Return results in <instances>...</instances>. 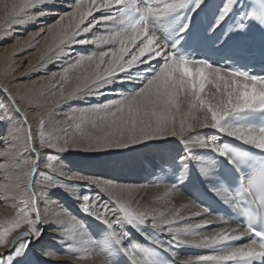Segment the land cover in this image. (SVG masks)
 <instances>
[{
	"label": "snow or ice",
	"instance_id": "obj_1",
	"mask_svg": "<svg viewBox=\"0 0 264 264\" xmlns=\"http://www.w3.org/2000/svg\"><path fill=\"white\" fill-rule=\"evenodd\" d=\"M48 15V60L76 56L61 70L76 83L60 88L53 107L109 91L115 98L64 115L60 131L49 128L59 113L39 115L33 130L18 107L32 101L0 88V187L5 201L20 194L15 218L0 224V264H264V0H5L0 31ZM257 33L259 44L248 43ZM90 45L88 54L75 52ZM73 125L87 131L73 134ZM34 136L53 150L47 173ZM169 138L180 148L158 165L169 181L165 195L183 191L198 209L191 216L205 217L199 222L179 209L142 207L136 186L66 171L61 158ZM53 177L90 186L81 195L65 185L76 214L51 199ZM213 224L220 227L201 231ZM23 225L28 230L9 240ZM45 225L53 232L47 241ZM187 247L207 251L181 256Z\"/></svg>",
	"mask_w": 264,
	"mask_h": 264
},
{
	"label": "bare ground",
	"instance_id": "obj_2",
	"mask_svg": "<svg viewBox=\"0 0 264 264\" xmlns=\"http://www.w3.org/2000/svg\"><path fill=\"white\" fill-rule=\"evenodd\" d=\"M12 2L13 0H7V3L9 4ZM4 3L5 0H0V19L4 16ZM65 7H67V5H65ZM33 12H35V9L29 10V14H32ZM95 15L99 16L100 14L95 13ZM49 18H51V21H54V16L48 15L43 18H38L36 21L27 22L21 25H13L6 35L0 31V88L9 89V94L12 96H17L18 93L23 94L26 100L32 101L31 103H18V107H20L21 111L26 114L33 130L37 128V117L39 115L47 116L50 111L54 110L59 113V116L51 120L49 128H55L57 131H60L62 130V117L64 115H70L72 112L89 104L105 102L109 99H113L114 95L109 91L104 96L75 98L67 103L59 105L58 107H53L56 99L55 94L59 92L60 88L63 87L65 91H68L76 83L74 75L69 78L68 82H65L63 81L61 72H55L56 70L62 69L67 63L75 60V54L71 58L62 57L59 60H48V56L45 53L47 46L52 43V38L47 34V29L44 33H40V35H35L38 32L37 31L35 33H30L26 38L20 39L19 37H14L15 34H18L17 32L22 31L23 28L27 30V28L33 27L38 22H46ZM44 26H47V24H44ZM95 31L96 29H93V32ZM85 35L91 36V33ZM10 39L12 40L10 41ZM9 42H11V44ZM36 46H38V49L30 54L29 52L35 49ZM94 50L95 46L91 45L76 46L75 52L88 54ZM53 73L56 75L53 76ZM78 74L79 73H76V75ZM2 97L3 94L0 93V98ZM64 109L65 112H63ZM58 121H61V123H58ZM197 131L211 130L197 129ZM3 132L4 128L0 127V133ZM34 139L37 144L36 150L41 153L39 171L47 173L49 170L44 167L43 161L45 160V154L53 150L40 149L38 139H36L35 136ZM162 145L167 146L166 151L157 150V155L150 156V153L154 150L153 147H159ZM5 147V145L0 144V152L4 151ZM179 148V142L173 138H169L167 140L149 141L143 145H135L124 149H111L101 152H77V150L62 154L61 158H63L66 171L71 170L72 172L97 178H105V176H102L104 173V175H111V181L115 182L117 177H120L122 179H120V182L116 183L136 186L134 201L138 202L142 207L156 208L159 211L164 212L166 215H170L169 209L173 211L179 209L182 216L190 218L192 222H199L205 217L191 216V213L198 209L190 206L189 201L191 198H189L183 191L172 195H165V188L169 181L158 165H160L162 158H168L175 155ZM24 158L35 157L31 156L30 153H25ZM124 161H128V163ZM0 163H3L2 158H0ZM138 168H140V170H137ZM164 168L167 169L170 175L171 168L168 165H164ZM136 170L137 172H135ZM145 175L148 177H145ZM143 177L148 181L145 183L147 184L145 186H142V182L140 181ZM35 178L43 179V177L39 175ZM53 178L56 179L57 188L49 190L51 199L53 201H59L68 208L70 212L76 214L78 211L77 203L68 194L65 185H73L76 192L81 195L88 192L90 186H88L86 182L68 181L65 177ZM0 183H3L2 179H0ZM21 187H23V185ZM91 190L94 191V189ZM4 193L5 190L0 187V224L9 226L7 222L13 220L17 214L13 204L18 201L20 194L9 192V196L17 195V201H13L12 199L5 201ZM40 208L43 214L44 205L42 203L40 204ZM45 227L48 228L45 236V240L47 241L53 235V232L47 225H45ZM219 227V225L213 224L201 229V231H215ZM27 230L28 226L23 225L13 232L8 239L12 240L14 237ZM134 241L146 243L143 237L139 234L134 235ZM0 251H4V249L0 248ZM179 251L181 256H189L196 255V252H205L207 250L187 247L181 248Z\"/></svg>",
	"mask_w": 264,
	"mask_h": 264
},
{
	"label": "rangeland",
	"instance_id": "obj_3",
	"mask_svg": "<svg viewBox=\"0 0 264 264\" xmlns=\"http://www.w3.org/2000/svg\"><path fill=\"white\" fill-rule=\"evenodd\" d=\"M53 23H54V21L52 20L51 21V18H49V20H47L46 22H38L36 25H34L33 27H31V28H27V30L25 29V28H23V30L22 31H19V32H17L18 34H15V36L14 37H19L20 39H22V38H26L27 36H29V34L30 33H35V32H37V31H39L40 29H42V28H44V31H46V29H48L51 25H53ZM44 24H47V26H44ZM25 29V30H24ZM24 31V32H23ZM44 31L43 32H41V33H44ZM46 35V34H45ZM12 39H10V41H11ZM10 44H11V42H9ZM38 49V46H36V48L35 49H33L31 52H29L30 54L31 53H34L36 50ZM61 70L62 69H59V70H56L55 72H61ZM72 76V74L70 73L69 74V78ZM65 82H68V81H65ZM115 98V97H114ZM66 109V108H65ZM65 109L63 110V112H65ZM69 131L70 132H72L73 134H77L79 131H84V132H86L87 131V129H83V130H77L76 128H75V126L73 125V127L71 128V129H69ZM154 148V150H152V152L150 153V156H155V155H157L158 154V151L157 150H163V151H166L167 150V146L166 145H162V146H159V147H153ZM157 151V152H156ZM77 152H79V150L77 151ZM81 152V151H80ZM84 152V151H83ZM62 160H63V158H62ZM124 162H127L128 163V161H124ZM133 162V161H132ZM131 162V163H132ZM141 168V167H140ZM140 168H138L137 170H140ZM156 168V167H155ZM137 170L135 171V172H137ZM102 176H105V178H102V179H105V180H111L110 178H112L111 177V175H104V173L102 174ZM145 177H148V176H146L145 175ZM145 177H143V178H141L140 179V181L142 182L141 183V185L143 186H145V185H147V184H145V183H147L148 181H147V179H145ZM120 179H122V178H120V177H117V180H115V182H120ZM119 180V181H118ZM126 181V180H125Z\"/></svg>",
	"mask_w": 264,
	"mask_h": 264
}]
</instances>
